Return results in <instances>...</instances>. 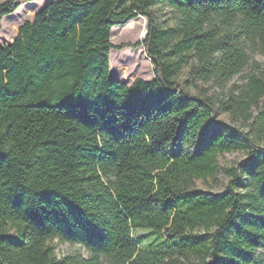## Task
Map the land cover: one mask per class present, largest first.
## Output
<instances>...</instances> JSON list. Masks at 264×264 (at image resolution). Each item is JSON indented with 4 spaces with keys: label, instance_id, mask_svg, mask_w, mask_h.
Masks as SVG:
<instances>
[{
    "label": "trees",
    "instance_id": "16d2710c",
    "mask_svg": "<svg viewBox=\"0 0 264 264\" xmlns=\"http://www.w3.org/2000/svg\"><path fill=\"white\" fill-rule=\"evenodd\" d=\"M29 1L0 2V23ZM138 16L145 38L113 44ZM249 44L264 55V0H48L0 44V264H264L260 64L227 86ZM140 45L153 79L111 78L110 50ZM235 150L222 190L196 188ZM136 228L163 237L140 248Z\"/></svg>",
    "mask_w": 264,
    "mask_h": 264
},
{
    "label": "rangeland",
    "instance_id": "374dc122",
    "mask_svg": "<svg viewBox=\"0 0 264 264\" xmlns=\"http://www.w3.org/2000/svg\"><path fill=\"white\" fill-rule=\"evenodd\" d=\"M5 0H0L3 2ZM29 3V6H27ZM46 4L45 0H31L27 3L21 4L18 9L9 15L4 16L0 23V44H5L12 40L14 37V31L16 25L21 22L22 19L28 18L34 14V11L39 7H43ZM29 10L27 11V9ZM157 16L160 20L168 21V23H173V9L164 3L159 6H153ZM17 17H19L17 19ZM13 20V21H12ZM146 19L142 16L131 20L127 24L114 26L111 29L110 41L113 44L120 43H135L136 41H142L144 38L146 29ZM144 30V34H142ZM247 53L249 55V62L243 68V70L234 75L227 86L231 84H242L246 81V77L250 74L257 73V69L254 63L260 64V70L264 73V55L261 53L259 46L257 44H249L247 47ZM186 71V69L184 70ZM180 75L181 80L184 76V72ZM109 76L115 80L123 82L127 85L135 78H142L144 80L153 79V66L146 57L143 47L140 45L136 48L125 47L123 49H111L109 52ZM208 86V85H204ZM210 87L209 93H212L214 89L213 86ZM217 120L229 125L232 128H237L243 132L248 131L246 125L240 122H232L226 114H219ZM259 147H264V142H260ZM171 146L168 147L170 149ZM246 158L245 152L243 150H235L224 152L218 156V163L220 170L215 176V178L208 177L207 179H198L195 181L196 188L219 191L222 190L227 183V176L225 175L224 169L235 165ZM6 227L10 234H17L18 225L15 223L7 222ZM20 233V236H19ZM17 237H21L23 233V228L20 226ZM132 237L134 240L139 242L140 248H146L149 245H155L161 239L162 234H155L148 229L136 228L132 231ZM55 248V255L62 256L66 254H80L83 257H88L90 253L79 244H71L68 242H62L58 239H54L52 242ZM257 254L262 255L264 258V248L258 249ZM103 264H108L103 261Z\"/></svg>",
    "mask_w": 264,
    "mask_h": 264
},
{
    "label": "crops",
    "instance_id": "0c3cea01",
    "mask_svg": "<svg viewBox=\"0 0 264 264\" xmlns=\"http://www.w3.org/2000/svg\"><path fill=\"white\" fill-rule=\"evenodd\" d=\"M48 0H45V2H47ZM30 4H32V3H29L27 6H29ZM40 7V6H39ZM37 8L35 11H34V14L40 9V8ZM29 10V8L27 9V11ZM34 14L32 15V16H30V17H28V18H24V19H22L21 20V22H19L17 25H16V28H15V31H14V37H15V35L17 34V30H18V27L20 26V25H22L24 22H26V21H32V19H33V17H34ZM19 17H17V19H18ZM13 21V20H12ZM13 37V38H14ZM13 38H12V40H13ZM11 40V41H12ZM11 41H9V42H7V43H5V44H9Z\"/></svg>",
    "mask_w": 264,
    "mask_h": 264
},
{
    "label": "water",
    "instance_id": "95a60500",
    "mask_svg": "<svg viewBox=\"0 0 264 264\" xmlns=\"http://www.w3.org/2000/svg\"><path fill=\"white\" fill-rule=\"evenodd\" d=\"M146 34H147V30H145L144 38H145ZM144 38H143V39H144ZM143 39H142V40H143Z\"/></svg>",
    "mask_w": 264,
    "mask_h": 264
},
{
    "label": "bare ground",
    "instance_id": "6f19581e",
    "mask_svg": "<svg viewBox=\"0 0 264 264\" xmlns=\"http://www.w3.org/2000/svg\"><path fill=\"white\" fill-rule=\"evenodd\" d=\"M142 34H144V30H143Z\"/></svg>",
    "mask_w": 264,
    "mask_h": 264
}]
</instances>
